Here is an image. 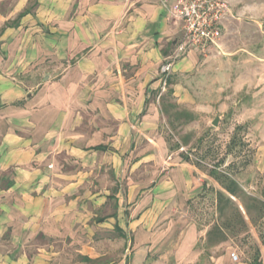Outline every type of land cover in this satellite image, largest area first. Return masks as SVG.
Here are the masks:
<instances>
[{"label": "crops", "instance_id": "1", "mask_svg": "<svg viewBox=\"0 0 264 264\" xmlns=\"http://www.w3.org/2000/svg\"><path fill=\"white\" fill-rule=\"evenodd\" d=\"M181 35L158 0H35L32 8L0 0V264H104L105 256L106 264H198L205 236L195 226L162 236L176 228L167 211L201 185L192 193L168 176L189 184L191 170L131 186L126 202L111 193L127 155L139 164L165 158L160 67ZM200 60L189 52L167 79ZM158 218L165 229L146 236ZM153 249L161 259L148 263ZM230 259L227 251L210 257Z\"/></svg>", "mask_w": 264, "mask_h": 264}, {"label": "rangeland", "instance_id": "2", "mask_svg": "<svg viewBox=\"0 0 264 264\" xmlns=\"http://www.w3.org/2000/svg\"><path fill=\"white\" fill-rule=\"evenodd\" d=\"M34 2L35 0H29V7L32 8ZM230 6V15L223 22L220 48L212 51L208 57L201 56L197 68L172 75L169 82L173 84L166 85L162 93L166 104H174L179 110L192 114L193 121L181 125L172 119L168 121L162 115L157 136L163 139L165 158L159 157L139 164L137 160L132 162L133 158L127 155L128 158L122 159L118 176L113 178L111 187L113 198L118 195V200L126 202L131 186L136 185V189L141 186L148 187L150 184L154 186L159 184L160 179L165 177L169 170L180 168L179 173L184 172L187 175L191 170L192 178L189 184L186 183V178L168 176L171 179H167L169 186L184 183V187L192 193L197 192L194 188L201 185L199 192L191 195L183 208L167 211L169 220L176 222V228L172 227L162 236H177L190 225L195 226L201 236H205L196 244L197 249H202L198 264H211L210 257L216 258L223 251L237 256V260L230 259L229 264H249L254 253L253 246L259 244L258 234L264 230L263 225H248L246 234L229 236L222 247L212 249L206 243L207 231L217 222L215 191L221 190L207 173L218 164L217 162L224 160L218 167L220 171H226L230 163L236 165L232 167L237 172L234 177L247 196L261 200L264 192V0H230ZM169 89L173 92L171 96L167 95ZM158 101L160 106V99ZM173 112L170 110V114ZM215 119H218V122L213 126ZM237 126L244 128L238 135L247 147L238 155H226V146ZM183 136L191 137L189 145L178 151H170L169 147L179 143ZM199 139H202V142L198 145ZM136 147L140 151L144 146L139 144ZM180 154L188 156L191 164L181 167L183 161L179 157ZM245 162L247 166H243ZM107 181H110V178ZM204 183L205 189L202 188ZM137 196L135 193V200ZM235 204L242 209L241 203ZM127 207L128 205L123 203V208ZM127 213L126 210L125 214ZM155 223L146 236L160 232L161 228L165 229L164 221L158 218ZM122 232L125 236H132L128 230ZM96 236L109 234L98 233ZM112 236L122 234L115 231ZM119 239V259H122L121 253L126 247L122 246L123 241ZM103 250L109 251V246ZM159 256L155 251L148 255L146 261L152 263L161 259ZM261 260L264 264L262 254ZM109 261L110 258L105 256L99 263L106 264Z\"/></svg>", "mask_w": 264, "mask_h": 264}, {"label": "trees", "instance_id": "3", "mask_svg": "<svg viewBox=\"0 0 264 264\" xmlns=\"http://www.w3.org/2000/svg\"><path fill=\"white\" fill-rule=\"evenodd\" d=\"M167 79L166 85H171ZM172 90L167 91V95H172ZM170 110L174 112L170 114ZM160 114L165 116L169 121H175L177 123L186 124L193 121L192 114L185 110H179L176 105L166 104L163 96L160 97ZM171 124V122H169ZM244 128L237 126L234 130V134L230 138L226 146V155L241 153L243 149L247 147L240 136L238 135ZM191 141L190 136H183L173 146L169 147L170 151H178L182 147L189 145ZM202 139H199L197 144H201ZM100 151L105 150L103 147L96 148ZM196 149V147L194 148ZM206 155V154H204ZM181 161L191 164V160L188 156L179 155ZM205 157V156H204ZM218 164L213 166L207 173L208 177L214 180L221 190L215 191V212L217 214V222L214 223L206 233V243L209 246H215L220 243L226 242L229 236H239L240 234H246L248 225L253 227H264V192L262 193V199L247 196L242 190L239 182L234 177L235 164L230 163L226 171L218 170L219 165L224 163V160L217 162ZM248 163V162H247ZM243 166H247L246 162ZM235 169V168H234ZM206 184H202V188L205 189ZM235 202H239L242 205L240 210L236 206ZM261 222V223H260ZM120 232V230H118ZM259 244H254V253L250 259L249 264H263L261 260L260 245L264 244V230L258 234ZM85 261H90L85 258Z\"/></svg>", "mask_w": 264, "mask_h": 264}, {"label": "built area", "instance_id": "4", "mask_svg": "<svg viewBox=\"0 0 264 264\" xmlns=\"http://www.w3.org/2000/svg\"><path fill=\"white\" fill-rule=\"evenodd\" d=\"M163 8H168L170 17L177 20L181 38L173 53L160 67L164 82L171 74L176 62L189 52L208 57L220 48L223 22L231 12L230 0H158ZM233 261L237 256L231 254Z\"/></svg>", "mask_w": 264, "mask_h": 264}, {"label": "water", "instance_id": "5", "mask_svg": "<svg viewBox=\"0 0 264 264\" xmlns=\"http://www.w3.org/2000/svg\"><path fill=\"white\" fill-rule=\"evenodd\" d=\"M217 122H218V119H215L212 123L213 126H216L217 125Z\"/></svg>", "mask_w": 264, "mask_h": 264}]
</instances>
